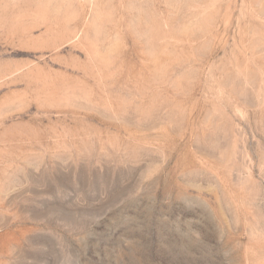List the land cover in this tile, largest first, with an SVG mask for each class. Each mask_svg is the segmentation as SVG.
I'll list each match as a JSON object with an SVG mask.
<instances>
[{
	"label": "rangeland",
	"instance_id": "1",
	"mask_svg": "<svg viewBox=\"0 0 264 264\" xmlns=\"http://www.w3.org/2000/svg\"><path fill=\"white\" fill-rule=\"evenodd\" d=\"M0 264H264V0H0Z\"/></svg>",
	"mask_w": 264,
	"mask_h": 264
}]
</instances>
